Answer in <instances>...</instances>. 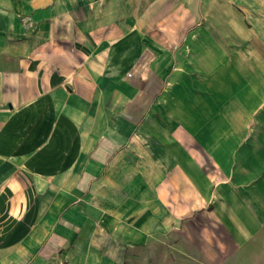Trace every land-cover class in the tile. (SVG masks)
<instances>
[{
    "label": "crops",
    "instance_id": "1",
    "mask_svg": "<svg viewBox=\"0 0 264 264\" xmlns=\"http://www.w3.org/2000/svg\"><path fill=\"white\" fill-rule=\"evenodd\" d=\"M0 264H264V0H0Z\"/></svg>",
    "mask_w": 264,
    "mask_h": 264
},
{
    "label": "rangeland",
    "instance_id": "2",
    "mask_svg": "<svg viewBox=\"0 0 264 264\" xmlns=\"http://www.w3.org/2000/svg\"><path fill=\"white\" fill-rule=\"evenodd\" d=\"M176 13H184V10H177ZM172 84L174 85L175 83H172Z\"/></svg>",
    "mask_w": 264,
    "mask_h": 264
}]
</instances>
